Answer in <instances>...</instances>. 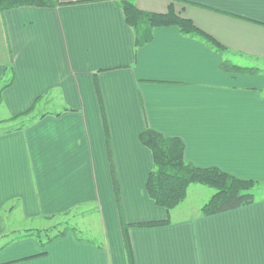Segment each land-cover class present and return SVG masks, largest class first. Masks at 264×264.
I'll return each instance as SVG.
<instances>
[{
  "label": "crops",
  "instance_id": "0c3cea01",
  "mask_svg": "<svg viewBox=\"0 0 264 264\" xmlns=\"http://www.w3.org/2000/svg\"><path fill=\"white\" fill-rule=\"evenodd\" d=\"M56 1L0 11V264H128L105 124L125 221L170 220L130 229L134 264H264V199L208 217L202 205L176 219L147 195L154 161L140 142L147 128L180 138L187 162L264 188V0H133L156 13L173 4L225 45V56L178 27L156 28L137 49L117 0ZM225 59L260 71H225ZM88 206L101 239L70 232L46 249L7 239L22 222ZM7 208L21 220L13 230Z\"/></svg>",
  "mask_w": 264,
  "mask_h": 264
},
{
  "label": "trees",
  "instance_id": "16d2710c",
  "mask_svg": "<svg viewBox=\"0 0 264 264\" xmlns=\"http://www.w3.org/2000/svg\"><path fill=\"white\" fill-rule=\"evenodd\" d=\"M119 7L124 12L127 24L134 30L136 39V48H141L149 44L153 40V33L156 28L162 27H178L184 36L198 39L205 43L209 48L217 53L225 56L228 48L219 42L215 37L199 28L193 20L184 17L178 13L173 4L169 6L167 12L156 13L141 10L133 0H117ZM38 7L52 8L57 6L56 0H0V11L6 12L21 7ZM225 71L236 73H259L260 70L230 65L225 59L222 64ZM12 76L8 84H4L2 88H6L13 81L12 69L8 71ZM100 108L105 119L104 106L100 99L98 89ZM36 105V104H35ZM36 108V106H34ZM32 108L25 114H21L12 119H20L28 117L34 112ZM38 118L29 119L17 129L33 125ZM107 137V153L111 166V174L113 179L114 191L118 210L121 218L123 240L126 250L128 264H134L133 249L130 240V229L136 228H153L164 227L169 225L170 220L141 222L137 224H128L124 219V212L120 197V187L117 180L113 154L108 135V128L105 124ZM142 145L151 150L153 154L154 167L150 172L146 192L147 195L155 202L158 207L170 213L181 205L187 198L189 188L192 185H201L213 189L215 193L210 200L202 207V214L205 217L222 214L234 210H238L247 206L254 205L259 201L257 197V189L260 184L254 180H245L234 175L226 173L217 167L198 168L189 163L185 159V144L177 137H167L151 128H147L140 135ZM73 210L61 215H52L45 217V220H53L69 215ZM55 223L48 228H30L21 232L14 240L21 238H33L37 242L40 249H46L49 245L67 235L73 233L79 240L81 238L80 231L77 227L70 225L67 221L64 224ZM52 229H56L57 233L50 236ZM43 234L46 239H43ZM47 252L40 253L38 256H44Z\"/></svg>",
  "mask_w": 264,
  "mask_h": 264
},
{
  "label": "rangeland",
  "instance_id": "374dc122",
  "mask_svg": "<svg viewBox=\"0 0 264 264\" xmlns=\"http://www.w3.org/2000/svg\"><path fill=\"white\" fill-rule=\"evenodd\" d=\"M243 63V61H242ZM246 63V62H245ZM261 67V66H260ZM18 124V123H16ZM260 188V187H259ZM258 188V189H259ZM257 189L256 191V195L258 197V199H264V188L262 186L261 190L259 191ZM197 190H203V191H197ZM215 193V191L213 189H210L208 187H204V186H200V185H196L193 186L192 185V189L190 191V195L188 197V199L181 205H179L178 208H176L174 210V217L177 219L178 217H187V216H193L196 215L200 212L201 206L205 205L211 198V195H213ZM10 208H7L5 211V218H6V227L9 230H13L11 229V224H12V220H17L18 214L14 213V215L12 214V216L10 217ZM9 210V211H8ZM97 211L94 210V208L91 207H83L82 209L78 210L77 212H74L73 214H69L66 215L64 217H60L57 219H53V220H39L33 223H26L23 224L24 222H22L21 224V220H18V230H21L19 232H15L13 234H10L7 239H12L17 237V235L21 234V232L26 229L27 227H36V228H48L51 227L52 225H54L55 223H61L64 224L65 222H69L70 225L76 226L79 229V233L80 235L83 236H91V237H97V239H101L102 238V233L99 231L100 226V221L98 219V216L96 215ZM81 229V230H80ZM91 230H93L94 232H96V235H92L95 234L94 232L92 233ZM57 233L56 229H52L49 233L50 236H54ZM6 237V236H5ZM3 236V240L1 241L2 243L6 241V238ZM43 239H46V236L43 234Z\"/></svg>",
  "mask_w": 264,
  "mask_h": 264
}]
</instances>
